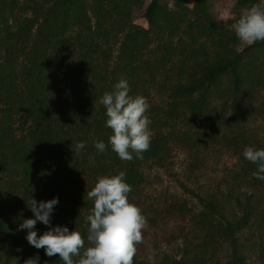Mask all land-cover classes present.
Returning a JSON list of instances; mask_svg holds the SVG:
<instances>
[{"label": "trees", "instance_id": "obj_1", "mask_svg": "<svg viewBox=\"0 0 264 264\" xmlns=\"http://www.w3.org/2000/svg\"><path fill=\"white\" fill-rule=\"evenodd\" d=\"M257 4L260 0H237L228 24ZM228 24L213 17L207 0L192 5L173 0L171 6L163 0H0V174L8 171L0 187V264H24L36 255L39 264H63L58 254L48 257L29 245L26 230L18 227L33 218L31 198H58L52 225L81 232L90 246L85 218L93 202L87 192L97 178L120 171L133 189L129 201L142 210L148 227L166 233L167 247L152 259L142 258L144 228L134 264H246L241 240L254 224L264 228V181L253 176L256 165L243 151L264 144L243 136L242 102L250 90L246 84L259 83L264 75V42L238 50L240 40ZM122 76L130 95H142L150 104L152 140L143 159L122 161L108 144L112 130L105 127L99 100ZM152 88L166 96L164 106L152 101ZM212 97L223 99L222 111L231 107L230 116L216 117L236 130L223 137L233 143L238 163L220 184L196 193L201 207L187 215L183 199L163 196L161 203L147 197L141 167L163 164L175 146L192 148L197 157L199 143L177 128V121L207 118ZM16 115L19 136L10 124ZM94 140L108 145L104 153H97ZM80 141L87 146L77 155ZM170 224L179 232H166ZM36 230L39 236L48 228L38 222ZM221 250L224 259L216 256Z\"/></svg>", "mask_w": 264, "mask_h": 264}, {"label": "clouds", "instance_id": "obj_2", "mask_svg": "<svg viewBox=\"0 0 264 264\" xmlns=\"http://www.w3.org/2000/svg\"><path fill=\"white\" fill-rule=\"evenodd\" d=\"M236 2L233 0V5ZM233 28L236 37L247 45L264 42V6L243 8ZM130 91L127 78L122 76L113 90L105 92L99 100L105 108V127L112 130L108 144L122 161L143 159L152 140V121L147 115L150 104L146 97L130 95ZM93 144L98 154L104 153L108 147L102 140H94ZM86 146L84 141L77 142L76 154L79 155ZM243 157L256 165L253 176L264 181V148L247 146ZM89 161L94 166L95 157L90 156ZM132 190L124 171L97 178L94 187L87 192V199L93 202V208L85 218L88 247H85L81 232L69 231L63 225H52L54 207L59 203L55 197L39 202L31 198L29 209L33 218L24 219L18 227L26 230L25 239L29 245L43 249L48 257L58 254L63 264H134L147 218L129 201ZM38 222L48 228L39 236ZM24 264H39V256L28 258Z\"/></svg>", "mask_w": 264, "mask_h": 264}, {"label": "rangeland", "instance_id": "obj_3", "mask_svg": "<svg viewBox=\"0 0 264 264\" xmlns=\"http://www.w3.org/2000/svg\"><path fill=\"white\" fill-rule=\"evenodd\" d=\"M170 6L173 0H163ZM189 5H192L194 0H187ZM207 5L213 17L220 23L227 26L230 19L235 17V4L233 0H207ZM258 5V4H257ZM260 5H264V0H260ZM140 13L136 15V19L140 18ZM230 24V23H229ZM228 24V25H229ZM231 29L233 24L229 25ZM245 45L239 41L236 48L241 50ZM260 82L246 84V88L250 90L246 93L247 98L242 102L244 119L242 121L243 136L251 144H264V75L258 77ZM225 82V81H224ZM252 90V92H250ZM150 98L153 102L164 106L166 96L158 91L157 88H152L149 91ZM223 99L212 97V105L210 106L211 115L204 120L196 117L183 118L177 121V128L187 132L196 142L199 143V155L194 156L192 148L176 147L170 149L166 154V160L163 164H157L149 161L141 167L144 175L147 177L148 185L144 189L145 194L150 200L155 202V199H160L162 203L163 196L174 197L175 199H183L186 205V214H191L199 210L201 207L196 193H203L208 187L214 184H220L223 176L229 177L238 163V153L235 150L233 143L231 146L223 137V134L232 135L235 133V128H229L216 117L217 114H225L227 117L231 115L230 105H226L225 112L222 111ZM222 119V118H221ZM10 120V119H9ZM11 126L15 129L16 136L21 135V119L19 116L11 118ZM24 129V128H23ZM166 129V128H165ZM163 129V130H165ZM26 132V130H25ZM0 174V187H5V179L8 173L7 169L2 170ZM17 179H20L22 174L15 173ZM224 189V187H223ZM225 195V191H223ZM184 225V223H182ZM166 227V232L178 233L179 227L176 224H170ZM173 227V228H172ZM145 228L148 232L144 236V242L140 256L142 258L152 259L156 253L164 250L166 242L163 240V235L159 229L148 227ZM155 233V234H154ZM171 233V232H170ZM154 234V235H153ZM169 234V233H168ZM244 244L245 263L246 264H262L264 262V228L256 224L245 232L242 237ZM174 246V244H172ZM170 252V251H169ZM174 253V252H170ZM216 256L224 259V251L221 250Z\"/></svg>", "mask_w": 264, "mask_h": 264}]
</instances>
